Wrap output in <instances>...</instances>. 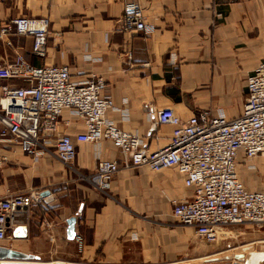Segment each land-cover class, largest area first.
I'll list each match as a JSON object with an SVG mask.
<instances>
[{
    "label": "crops",
    "instance_id": "1",
    "mask_svg": "<svg viewBox=\"0 0 264 264\" xmlns=\"http://www.w3.org/2000/svg\"><path fill=\"white\" fill-rule=\"evenodd\" d=\"M131 2L140 4L153 32L123 29L125 6ZM21 15L47 16L51 30L46 58L32 52L31 37L16 40L18 51L36 66L68 65L77 81L91 73L103 76L105 92L116 103L108 117L143 137L151 150L167 145L174 127L159 125L151 131L149 111L173 108L188 119L203 112L216 116L223 109L237 116L247 79L264 51V0H0V21ZM1 50L2 60L14 55L12 49ZM84 129L83 121L64 112L60 132L75 136ZM99 157L123 160L109 140L77 142L70 165L57 158L52 144L34 157L0 142V199L30 189L50 195L44 209L11 217L25 228V236L0 245L47 264L219 262L221 246L208 244L173 214L174 200L193 196L177 169L121 164L104 192L85 178L96 174ZM238 169L247 190L264 189V157L242 158ZM72 219L74 238L68 232ZM235 227L230 231L240 233L231 237L241 245L228 250H238L228 255L229 263L264 264V249H258L264 244V226Z\"/></svg>",
    "mask_w": 264,
    "mask_h": 264
},
{
    "label": "built area",
    "instance_id": "2",
    "mask_svg": "<svg viewBox=\"0 0 264 264\" xmlns=\"http://www.w3.org/2000/svg\"><path fill=\"white\" fill-rule=\"evenodd\" d=\"M122 26L131 32L155 29L136 2L126 4ZM50 30L47 16L21 15L0 21V142L34 157L39 148L52 144L57 158L70 165L77 156V142L109 140L123 160L97 159L96 174L85 178L99 190L111 189L121 164L148 166L153 171L175 168L193 196L174 200L173 214L182 224L195 227L206 242L219 240L225 226H264V189L247 190L238 169L242 158L264 157V51L247 79L246 99L237 116L229 117L223 109L216 116L203 112L188 119L173 108L149 111L151 131L159 125L174 127L169 143L151 150L143 137L108 117L116 103L105 92L103 76L91 73L85 81H77L68 65L36 66L18 51L16 40L31 37L32 52L46 58ZM1 46L12 49L13 57L2 60ZM65 111L83 121L82 132L75 136L60 132ZM48 196L30 189L0 199V243L24 237L25 228L14 225L10 218L20 211L44 209ZM82 209L83 205L79 216ZM78 242L81 250V237Z\"/></svg>",
    "mask_w": 264,
    "mask_h": 264
},
{
    "label": "rangeland",
    "instance_id": "3",
    "mask_svg": "<svg viewBox=\"0 0 264 264\" xmlns=\"http://www.w3.org/2000/svg\"><path fill=\"white\" fill-rule=\"evenodd\" d=\"M235 226H237V225H229V226H225V227L221 228V233H220L221 239L219 238V240L212 242V243L207 242L210 245L217 246L219 244L221 246L220 250L216 251L217 252V258L219 257V259H218L219 262H217V263L230 264L229 262H231V260H227V258L229 256L233 255L238 250L237 251H235V250L228 251V250H230L232 248L234 249L235 247H239V245H241L240 241H235V239L233 237H231V236H235V233H236V235L238 234V232L240 233V231L234 232V233L230 231V229L235 230V228H237ZM253 228L256 229L255 227H253ZM228 237H230V238H228ZM258 249H260V250L264 249V244L262 246H258ZM231 257H233V256H231ZM5 261H6V263H5ZM0 264H47V263H45V261L41 260L40 258L39 259L35 258V259H30V260H19L17 263L14 262L13 260H0ZM54 264H65V263L57 262ZM209 264H213V263H209Z\"/></svg>",
    "mask_w": 264,
    "mask_h": 264
},
{
    "label": "water",
    "instance_id": "4",
    "mask_svg": "<svg viewBox=\"0 0 264 264\" xmlns=\"http://www.w3.org/2000/svg\"><path fill=\"white\" fill-rule=\"evenodd\" d=\"M74 223H75V219H72V223L69 226V231H68L69 236L71 238H74L76 235L75 230H74ZM35 258H38V257L34 254L0 245V260H30V259H35ZM216 264H220V263H216Z\"/></svg>",
    "mask_w": 264,
    "mask_h": 264
},
{
    "label": "bare ground",
    "instance_id": "5",
    "mask_svg": "<svg viewBox=\"0 0 264 264\" xmlns=\"http://www.w3.org/2000/svg\"><path fill=\"white\" fill-rule=\"evenodd\" d=\"M13 261L17 263L19 260H13ZM7 262H8V261H7ZM9 262H10V261H9ZM3 263H4V262H3ZM5 263H6V261H5ZM38 263H39V262H38Z\"/></svg>",
    "mask_w": 264,
    "mask_h": 264
}]
</instances>
